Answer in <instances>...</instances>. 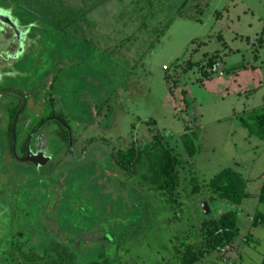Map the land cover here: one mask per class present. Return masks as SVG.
Returning <instances> with one entry per match:
<instances>
[{"label": "rangeland", "instance_id": "obj_1", "mask_svg": "<svg viewBox=\"0 0 264 264\" xmlns=\"http://www.w3.org/2000/svg\"><path fill=\"white\" fill-rule=\"evenodd\" d=\"M0 22V91L32 93L17 141L33 135V153L50 157H13L21 99L1 96L0 264H263L245 214L211 246L242 199L210 182L233 168L239 191L262 183L264 137L249 124L264 109V0H0ZM50 103L72 139L40 124ZM160 137L178 159L172 189L146 178ZM130 148L124 169L116 155Z\"/></svg>", "mask_w": 264, "mask_h": 264}, {"label": "trees", "instance_id": "obj_2", "mask_svg": "<svg viewBox=\"0 0 264 264\" xmlns=\"http://www.w3.org/2000/svg\"><path fill=\"white\" fill-rule=\"evenodd\" d=\"M51 24L55 25V22L51 21ZM57 24V23H56ZM3 30V31H2ZM0 31L4 32V26L2 23L0 24ZM263 32H264V26H263ZM247 69V66L243 67V69L235 70L236 72V79H238L239 83H242L244 79V70ZM54 105L52 103L49 104V115L44 121H40V124L43 125L46 120L49 119H55L58 124L63 127L64 132L60 133L61 137L66 140L70 137V130H69V124L67 121L62 117L58 116L53 113ZM18 109L16 108L14 111V115H16ZM14 118V117H13ZM14 120V119H13ZM244 124H247L246 120H242ZM39 124V125H40ZM248 125V124H247ZM250 125V126H249ZM251 131L254 133H257L260 137H264V109L255 114V122L253 124H249ZM38 125H36L37 128ZM11 128V137H12V129H13V121L10 125ZM264 139V138H263ZM157 140H162V138H158ZM163 141V140H162ZM162 153L157 155L156 158V166L154 169V172L152 175H146L147 180L152 183H158V186L160 189H172L176 185L177 181V157L172 152V150L164 143H162ZM187 146L189 147V142H187ZM26 148V146H24ZM25 148L23 150H25ZM193 147L190 149V156H193L195 154ZM137 148L129 149L128 152L125 153H119L116 155L117 163L122 166L124 169H130L131 164H133L136 161H132L133 157L135 158L137 153ZM129 156V159L131 160H125L126 157ZM123 158L124 161H123ZM228 173L231 174L230 178H223L224 173L219 172L217 173L210 182V187H212L216 192L220 193L221 195H228V196H235L239 197L240 199L244 198L245 196H249L250 194L245 193L243 190H238V184L237 182L243 184V178L242 176L236 172L232 168H228ZM259 200L260 202L264 203V182L262 184L260 193H259ZM252 226H264V212L258 210L254 214V218L252 221ZM240 231V227L238 224V210L236 209H230L227 212H225L221 218L217 221L215 224V232L212 233L211 236V246L213 248H216L218 246V243L221 239H225L227 242H231L233 237L237 236Z\"/></svg>", "mask_w": 264, "mask_h": 264}, {"label": "crops", "instance_id": "obj_3", "mask_svg": "<svg viewBox=\"0 0 264 264\" xmlns=\"http://www.w3.org/2000/svg\"><path fill=\"white\" fill-rule=\"evenodd\" d=\"M249 10H251V8L248 6L246 7V9H244V11H249ZM236 18L240 19V15L238 14ZM263 24H264V22H263ZM233 30H237V29L233 28ZM239 69H241V68H239ZM236 70H238V69H236ZM261 140H263V142H264L263 138H261ZM235 171L241 175V173L238 170H235ZM245 181H247V180L245 179ZM263 182H264V174H263V179H262V183H261V186L259 188V191H257L253 195L248 196L250 198H253L254 202H247V199H246L247 197H245V198H242V201L238 204V207H239L238 222H239V219H241V216L243 214H245L246 217L249 218V226H251L250 231L253 234L254 239L258 240L260 242V244L263 245V248H264V226H252V221H253L254 214L256 213V211L260 210V211L264 212V206H263L264 203L260 202V200H259V193H260ZM242 255H243V253H242ZM240 257H241V255H239V259H240ZM263 264H264V260H263Z\"/></svg>", "mask_w": 264, "mask_h": 264}, {"label": "water", "instance_id": "obj_4", "mask_svg": "<svg viewBox=\"0 0 264 264\" xmlns=\"http://www.w3.org/2000/svg\"><path fill=\"white\" fill-rule=\"evenodd\" d=\"M8 92H10V91H6L4 93H1L0 97L3 96L4 94L8 93ZM25 103H26L25 96H22V103H21V105H20V107H19V109H18V111L14 117V120H13V129H12V132H13V151H14L16 158L20 161L31 162V163L36 164L37 166L44 165L50 159L49 156L45 157V156H42L40 154H35V153H33V151L30 148H29L27 154L24 156H19L17 153V124H18L19 117H20V115L24 109ZM202 205L204 208V212L209 213L210 208H209L208 204L206 202H204Z\"/></svg>", "mask_w": 264, "mask_h": 264}, {"label": "flooded vegetation", "instance_id": "obj_5", "mask_svg": "<svg viewBox=\"0 0 264 264\" xmlns=\"http://www.w3.org/2000/svg\"><path fill=\"white\" fill-rule=\"evenodd\" d=\"M0 24H1V22H0ZM4 26V25H3ZM4 30H5V28H4ZM5 32V31H4ZM5 34V33H4ZM6 91H10V92H8V93H15L20 99H21V103H22V96H25V99H26V103H25V106H24V109H23V111L22 112H24V111H26V107H27V101H28V96L29 95H31L32 93H30L29 92V94L28 95H24V94H22V93H20V92H17V91H15V90H11V89H9V90H7V89H3L2 91H0V94L1 93H4V92H6ZM8 93H6V94H8ZM41 127V126H40ZM39 129V127H37V129H35V132L37 131ZM34 133V132H33ZM32 136L33 135H31L29 138H28V140L26 141L27 142V144H26V142L24 141L23 143H18V141H17V153H18V155L19 156H24V155H26L27 154V152H28V150H29V148L32 150V148H31V138H32ZM70 139H72V135H71V131H70ZM24 146H26V148L24 147ZM25 148V150H23ZM19 151L21 152V153H23L22 155H20L19 154ZM33 151V150H32ZM12 153H13V157L16 159V160H18L17 158H16V156H15V154H14V151H13V134H12ZM50 160V159H49ZM48 160V161H49ZM18 161H20V160H18ZM22 162H26V161H22ZM31 163V162H30ZM48 163V162H47ZM36 165V164H35ZM37 166V165H36ZM41 166H43V165H39V167H41Z\"/></svg>", "mask_w": 264, "mask_h": 264}]
</instances>
